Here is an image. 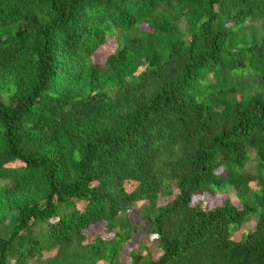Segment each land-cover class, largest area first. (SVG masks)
I'll return each mask as SVG.
<instances>
[{"label": "trees", "instance_id": "16d2710c", "mask_svg": "<svg viewBox=\"0 0 264 264\" xmlns=\"http://www.w3.org/2000/svg\"><path fill=\"white\" fill-rule=\"evenodd\" d=\"M5 223L0 264H264V0H0Z\"/></svg>", "mask_w": 264, "mask_h": 264}, {"label": "rangeland", "instance_id": "374dc122", "mask_svg": "<svg viewBox=\"0 0 264 264\" xmlns=\"http://www.w3.org/2000/svg\"><path fill=\"white\" fill-rule=\"evenodd\" d=\"M185 25H181V29H184ZM113 40V39H112ZM114 45V41H108L106 46H102L98 49L97 51V55L93 56V60H95L96 62H101L103 60V58L111 51V46ZM218 173H222V170H218ZM127 189H129V186H127ZM222 197H226L228 199H230V201L233 203V205L235 206H239V203L233 193L232 190L228 191L224 196ZM192 204H203L204 206H207L208 208L217 206L220 204V200L215 196V197H210L208 194H204V195H199V196H194L192 198ZM142 203H137L134 204L132 206V210L136 213V217H135V222L140 221V214H138V211L141 212L142 210ZM85 207V203L84 202H78L76 205V208L79 210H83ZM133 212V213H134ZM133 215V214H132ZM131 215V210L127 211L126 213H121L118 214V217L120 219L126 220L127 218H129ZM254 224L253 220H248L246 221L245 224V229H240L238 231H236L233 235H232V239L233 240H241L242 237H244V235L246 234V231H248ZM117 228V227H115ZM10 230V227H7V224L5 223V226L0 228V236L1 237H6L8 235V232ZM86 241L85 242H90L93 239H95L97 236H100L102 239H108L110 237H112V233H109L106 230V224L105 222H102L100 224H96L92 227H90L86 232ZM154 236H145V234L141 233L140 235H138V242L142 243V251L144 254L149 253L150 255H152L155 259H157L160 255H161V251L159 249H157L156 247H154V245L152 244V240H153ZM137 243L136 241L133 242L132 244V248H134V250H136L137 247ZM142 253V254H143ZM128 252L127 249H124L122 251V253L120 254L119 257V262L120 264H130L131 262L128 260ZM98 264H103L98 262Z\"/></svg>", "mask_w": 264, "mask_h": 264}]
</instances>
